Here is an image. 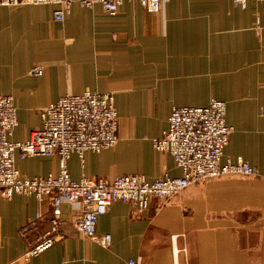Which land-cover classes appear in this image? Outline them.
Masks as SVG:
<instances>
[{
    "label": "crops",
    "instance_id": "0c3cea01",
    "mask_svg": "<svg viewBox=\"0 0 264 264\" xmlns=\"http://www.w3.org/2000/svg\"><path fill=\"white\" fill-rule=\"evenodd\" d=\"M54 9L0 5V94L16 106L12 141L40 128L39 110L61 96L110 92L118 141L82 159L70 155V176L175 177L180 168L152 139L174 106L216 99L233 127L222 160L241 159L260 175L204 180L141 212L113 202L96 224V235L110 234L107 246L77 232L70 218L79 204L63 202L62 238L26 259L51 228L49 200L0 196V264H264V2L162 0L147 12L126 0L114 15L73 3L63 21L53 20ZM33 66L42 67L40 76L28 73ZM15 163L28 177L59 168L56 156Z\"/></svg>",
    "mask_w": 264,
    "mask_h": 264
},
{
    "label": "built area",
    "instance_id": "2783aa9c",
    "mask_svg": "<svg viewBox=\"0 0 264 264\" xmlns=\"http://www.w3.org/2000/svg\"><path fill=\"white\" fill-rule=\"evenodd\" d=\"M126 0H0L2 6L21 4H53L54 21H63L73 3L82 7L99 4L109 15L117 13ZM147 12H157L162 0H132ZM264 2V0H258ZM241 7L245 0H233ZM30 75L40 76L41 66H33ZM226 105L211 99L206 106H174L168 117V126L159 137L152 139L153 147L169 153L179 176L166 174L147 180L140 174L116 175L112 178L74 179L70 176L66 160L76 154L80 159L87 151L99 152L113 147L118 141V116L110 92L84 91L66 94L39 110L40 128L32 131L25 140L12 141L10 136L17 125V111L13 96L0 94V196L13 194L32 195L50 203L51 228L44 238L24 253V259L49 248L59 233L61 204L78 203V211L70 218L77 232L107 246L110 234L96 235L99 216L108 212L113 202L131 204L141 212L152 199L167 200L193 184L227 176H258V169L238 159L222 160L233 127L225 119ZM16 156L25 159L36 156L59 159L58 171L46 176H24L16 166ZM40 215L37 214V218ZM30 222L20 231L24 233ZM127 264H137L130 259Z\"/></svg>",
    "mask_w": 264,
    "mask_h": 264
}]
</instances>
